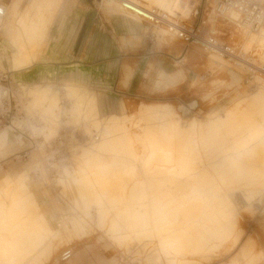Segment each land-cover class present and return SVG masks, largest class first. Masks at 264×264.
Here are the masks:
<instances>
[{"label":"rangeland","instance_id":"rangeland-1","mask_svg":"<svg viewBox=\"0 0 264 264\" xmlns=\"http://www.w3.org/2000/svg\"><path fill=\"white\" fill-rule=\"evenodd\" d=\"M53 1H14L8 21L19 33L41 17L49 24L18 48L0 35L16 128H0V264H70L67 250L86 252L88 264H264V31L236 39L234 63L219 53L222 65L172 23L171 34L118 5ZM135 1L204 40L231 45L238 28L217 16L219 0ZM131 54L117 88L98 79L99 62L108 76ZM67 63L76 77L61 67L58 78L21 79ZM137 70L139 91L124 95Z\"/></svg>","mask_w":264,"mask_h":264},{"label":"bare ground","instance_id":"bare-ground-1","mask_svg":"<svg viewBox=\"0 0 264 264\" xmlns=\"http://www.w3.org/2000/svg\"><path fill=\"white\" fill-rule=\"evenodd\" d=\"M14 1H16V0H13L12 2H11V4L10 5H8L7 7H6V12H7V16H6V19H5V21H4V23H3V25H2V27H1V30H0V35L3 33V29H4V31H5V29H6V31H7V33L9 34V36L11 37L10 38V41H11V43L12 44H14L17 48L20 46V44L18 43V42H22V39L24 38V36L26 37V40L27 39H29V36H36V35H39L40 33H39V30H41V29H43L44 27H47V25L49 24L48 22H46V20L45 19H47V18H43V17H41V18H39V19H37V20H33L32 22V24H30V23H28V24H30V25H26V23L25 24H23L22 26H20V28H22L21 30H22V33H19L18 32V30L14 27V25H13V22H12V20H11V22L9 23V21H10V18H9V15L11 14V6H12V3L14 2ZM33 2V1H32ZM53 2H55V1H53V0H40V5H41V7H43V9H45V8H50V6H51V4L53 3ZM105 2H107V5H108V7H109V9H112L114 12H117V5L121 8V9H124V11H127V14L128 13H130V14H132V15H134L135 16V19H133V18H131L130 17V19H132L133 21H135V22H137V21H139L138 20V18H140L141 19V21L143 20V19H145V21H147L148 23H150V24H155V23H158V24H160L161 25V27L163 28H167L168 30H169V32L172 34V33H174V30L172 29V28H170L169 26H168V24H170V22L169 21H166V20H164V19H168V17L167 16H165L164 14H163V12L161 11V9H154V10H150V9H148L147 7H144L143 6V4H140V3H138V2H136L135 0H126V2H124V3H122V2H118V1H116V0H103V2L101 3V4H103V3H105ZM36 3H39V2H36ZM59 3V2H58ZM17 4V3H16ZM34 4H35V2H34ZM57 4V3H56ZM172 4V3H171ZM53 5V4H52ZM17 6V5H16ZM14 7L13 8V12L15 13H17V8L18 7ZM35 7H36V5H35ZM39 7V6H38ZM26 8H28V7H26ZM29 9V8H28ZM53 10V9H52ZM37 11V10H36ZM27 12V11H26ZM28 12H29V10H28ZM32 12H33V10H32ZM159 12V13H158ZM30 13V12H29ZM28 13V14H29ZM36 13V12H35ZM39 13V12H38ZM45 13V12H44ZM25 14H27V13H25ZM37 14V13H36ZM43 14V13H42ZM117 14V13H116ZM35 15V14H34ZM41 15V14H40ZM49 15V14H48ZM26 16V15H25ZM36 16V15H35ZM35 16H33V17H35ZM39 16V15H38ZM37 16V17H38ZM44 16V15H43ZM121 16V15H120ZM123 16V15H122ZM131 16V15H130ZM217 16H219V17H227V21L228 22H230L231 24H232V26L233 27H238L239 29H242V30H244V32H242V33H238L237 32V30H238V28H237V30L236 31H234L233 30V34H232V32H231V34H232V41H230L231 42V45H230V43L229 44H226L228 47H230L231 49H234L235 51H237V49H239V48H237V49H235V47L237 46L236 45V39L238 40V42H241V41H243V40H247V39H245L244 37H245V35L244 34H246L247 35V33L248 32H252V33H254V34H258V35H260L261 34V32L262 31H264L263 29L264 28H261L259 31H257V32H254V31H251V29H249L248 27H246V26H244V25H242L241 23V21H240V17H239V14L236 12V11H229L225 16H221V15H217ZM8 19H9V21H8ZM22 20H23V18H22ZM21 20V21H22ZM48 20V19H47ZM20 22V21H19ZM21 23H24V22H21ZM21 23H20V25H21ZM140 23V22H139ZM162 25H164V26H162ZM241 30V31H242ZM167 31V30H166ZM19 33V34H16V33ZM168 32V31H167ZM6 33V34H7ZM177 33H178V30H177ZM5 34V35H6ZM231 36V35H230ZM247 37V36H246ZM200 39H201V41H198V43H199V45L201 44L203 47H205V48H203V49H205L206 51H210L209 53H211V56L213 57V58H216V59H218L220 62L222 61L220 58H219V56H217V55H221V54H223V55H225L226 53L225 52H223L222 50H221V48H219V49H215V48H212L211 46H209V45H207V41L206 40H204V39H202L201 37H200ZM229 39H230V37H229ZM248 39H249V37H248ZM0 40H1V37H0ZM13 45V46H14ZM241 47V46H240ZM241 49V48H240ZM219 53H221V54H219ZM222 56V55H221ZM226 56V58L227 57H230V58H227L228 60H229V62L230 61H234L233 60V58L235 57L234 55H225ZM211 57V58H212ZM224 57V56H223ZM237 58V57H236ZM237 60V59H236ZM223 61H225V60H223ZM222 61V62H223ZM227 61V60H226ZM221 62V64L223 65V63ZM234 63V62H233ZM237 63V62H236ZM224 64H226V63H224ZM227 65V64H226ZM234 65V64H233ZM242 65H245V64H242ZM248 65V64H247ZM246 66V65H245ZM242 68V67H241ZM247 68V67H246ZM243 70H246L245 69V67L244 68H242ZM249 69V68H248ZM213 82V81H212ZM262 91H264V85H263V88L261 89V93H262ZM258 93H259V90H258ZM264 93V92H263ZM252 96V95H251ZM259 96V95H258ZM261 96V95H260ZM264 96V95H263ZM247 100V99H246ZM244 107V106H243ZM264 110V109H263ZM242 112V111H241ZM254 112V111H253ZM259 112H261V110L259 111ZM258 115H259V113H258ZM260 115H261V113H260ZM250 116V115H249ZM254 116V115H253ZM255 116H256V114H255ZM246 117V116H245ZM248 118V117H247ZM179 119V118H178ZM242 120V119H241ZM240 120V121H241ZM257 120V119H256ZM247 121H248V119H247ZM229 122V121H228ZM238 122V121H237ZM242 122V121H241ZM249 122V121H248ZM252 122V121H251ZM236 123V122H235ZM247 123V122H246ZM225 125V124H224ZM238 125H239V123H238ZM241 125H242V123H241ZM250 125V124H249ZM252 125V124H251ZM254 126V125H253ZM213 129V128H212ZM193 136V135H192ZM187 138V137H186ZM171 140V139H170ZM192 140H194V138L192 139ZM127 142V141H126ZM141 144V143H140ZM151 144V143H150ZM155 144V143H154ZM154 144H153V146H154ZM183 144V143H182ZM189 144V143H188ZM187 144V145H188ZM110 146V145H109ZM147 146H149V144L147 145ZM157 146V145H156ZM192 146V145H191ZM193 146H194V144H193ZM182 147V146H181ZM155 148V147H154ZM158 148V147H157ZM170 148V147H169ZM171 149V148H170ZM154 151V150H153ZM156 151V150H155ZM158 151V150H157ZM190 152V151H189ZM174 153V152H173ZM180 154V153H179ZM140 156V155H139ZM156 156V155H155ZM167 157L169 156V155H166ZM191 156V155H190ZM166 157V158H167ZM180 157V156H179ZM146 158V157H145ZM190 158V157H189ZM160 159V158H159ZM175 159V158H174ZM180 160V159H179ZM149 163V162H148ZM189 163H190V161H189ZM181 165V164H180ZM191 165V164H190ZM187 166V165H186ZM192 167V166H191ZM188 168V167H187ZM189 169V168H188ZM193 169V168H192ZM191 169V170H192ZM188 170H186V172H187ZM195 171V170H194ZM188 172H191V171H188ZM192 172H193V170H192ZM197 173V172H196ZM187 175V174H186ZM117 176V175H116ZM196 176V175H195ZM198 176V175H197ZM191 177H193V176H191ZM199 177V176H198ZM209 183V182H208ZM193 191V190H192ZM213 191V190H212ZM165 192V191H164ZM197 193V192H196ZM206 194V193H205ZM203 196V195H202ZM205 197V196H204ZM209 198V197H208ZM195 199V198H194ZM207 199V198H206ZM194 202V201H193ZM26 203V202H25ZM210 203V202H209ZM202 207V206H201ZM205 207H207V206H205ZM25 209H27V208H25ZM190 209V208H189ZM199 210V209H198ZM25 212V211H24ZM23 212V213H24ZM27 212V211H26ZM190 214V213H189ZM26 215V214H25ZM24 215V216H25ZM29 214H27V216H28ZM0 218H1V216H0ZM30 219V218H29ZM188 221V220H187ZM186 221V222H187ZM22 222V221H21ZM41 222V221H40ZM33 223V222H32ZM42 223V222H41ZM40 223V224H41ZM27 224V223H26ZM25 224V222H24V225H26ZM34 224V223H33ZM38 224V223H37ZM185 224V223H184ZM21 225V224H20ZM36 225V224H35ZM41 225H43V224H41ZM30 226V225H29ZM132 226V225H131ZM35 227H37V226H35ZM45 227V226H44ZM130 227V226H129ZM27 228H28V225H27ZM159 228V227H158ZM23 229V228H22ZM36 229V228H35ZM42 229V228H41ZM160 230V229H159ZM36 231H37V229H36ZM15 233H19V231H17V232H15ZM45 233V232H44ZM160 233V232H159ZM8 237V236H7ZM6 239V238H5ZM13 240H14V238H13ZM165 240V239H164ZM175 240V239H174ZM12 241V240H11ZM15 241V240H14ZM18 241V240H17ZM9 242V241H8ZM13 242V241H12ZM10 243V242H9ZM19 243V242H18ZM17 243V244H18ZM164 245V244H163ZM17 247V246H16ZM21 248H24L25 246L24 245H22V246H20ZM20 247H18L19 249H20ZM245 247V246H244ZM5 248H6V246H5ZM7 248H9V247H7ZM44 248V247H43ZM5 251H7L6 249H4ZM3 250V253L5 252ZM11 250V249H10ZM44 250V249H43ZM46 250V249H45ZM9 251V250H8ZM7 251V252H8ZM10 252V251H9ZM24 252V251H23ZM2 253V254H3ZM19 253V251L17 252V254ZM45 253V252H44ZM244 253V252H243ZM248 253V252H247ZM9 254V253H8ZM36 254V253H35ZM42 254V253H41ZM6 255V257H7V254H5ZM31 255L33 256V254L31 253ZM4 256V255H3ZM9 257H15L16 256V253L14 254V253H12V254H9L8 255ZM18 256V255H17ZM20 256H23V255H20ZM39 256V255H38ZM26 257V256H25ZM31 257V256H30ZM16 258V257H15ZM15 258H13L14 259V261H16V259ZM19 258V257H18ZM27 258H28V255H27ZM33 258V257H32ZM22 259H24V258H22ZM31 259V258H30ZM19 261H21V260H19ZM18 261V262H19Z\"/></svg>","mask_w":264,"mask_h":264},{"label":"built area","instance_id":"built-area-1","mask_svg":"<svg viewBox=\"0 0 264 264\" xmlns=\"http://www.w3.org/2000/svg\"><path fill=\"white\" fill-rule=\"evenodd\" d=\"M13 0H0V30L6 19L7 12L6 7L9 5L6 2H12ZM100 1L103 0H95ZM118 2H126V0H116ZM229 11H236L239 14L241 24L251 29V31L257 32L264 25V9L257 5L256 3L250 0H219L215 6V13L217 15L225 16ZM159 13V12H158ZM173 19L172 22H170ZM164 19L174 24L178 28L177 36L182 41H192L193 43H198L201 41L198 31L186 23L179 25V21L175 18ZM171 25V24H170ZM207 45L215 48L216 50L221 48L225 55H234L237 56L238 53L218 40V37L215 34H211L209 38L206 39ZM12 75L9 73L0 72V104L3 105V108L0 109V128L8 127L6 124H10L13 110L12 105L15 102L11 96V82ZM15 105V104H14ZM10 120V121H9ZM5 122V124H4ZM4 125V126H3ZM3 126V127H2ZM13 128V122L9 125V128ZM16 128H13V130ZM21 137V136H20ZM72 250H67L62 254V260L68 261L72 258Z\"/></svg>","mask_w":264,"mask_h":264},{"label":"crops","instance_id":"crops-1","mask_svg":"<svg viewBox=\"0 0 264 264\" xmlns=\"http://www.w3.org/2000/svg\"><path fill=\"white\" fill-rule=\"evenodd\" d=\"M181 43V46L184 48L183 49V54L185 53V55L188 54V50H187V47L186 45H184L182 42ZM181 54L180 57L183 55ZM118 57V56H117ZM156 57V56H155ZM185 57V56H183ZM137 59V57H135L134 55H129L128 57H124V58H121V60H117V72H111L108 74L107 76V63L105 62H99L98 63V68H97V77L98 79H102V80H105L106 77L110 78L111 77V81L113 83V88H117L120 84V80H121V77L122 75L120 74V64L123 62V61H127V63L131 64L134 62V60ZM72 63V62H71ZM70 64V63H69ZM67 63V65L65 66H55V69H52L51 68H47V67H35L33 68L32 70L26 72L25 74H23L21 76V79H24V80H29L31 81L32 79H40L42 76H46L47 74V71L50 73L51 75V78H58L59 76L61 77L62 73L64 72L63 70H60L61 67H63L64 69H68L67 71H65L66 75H67V78H70L71 76H74L76 77L74 74H77L78 73V70L80 71L79 67H74V65H69ZM57 65V64H56ZM71 69V70H70ZM81 70H85L84 68H82ZM83 72V71H82ZM84 74V73H82ZM138 74V70H137V73H135V75H133L130 80L126 83V89H127V92L124 93V95H136V93L139 91L141 85H142V81H140V79L137 78V75ZM74 79V78H73ZM75 80V79H74ZM111 83V84H112ZM105 248H108L107 246H105ZM73 260H71L70 264H88V261H90L88 255L83 252H80L79 254H77L74 258L72 257ZM108 264H112V263H108Z\"/></svg>","mask_w":264,"mask_h":264},{"label":"clouds","instance_id":"clouds-1","mask_svg":"<svg viewBox=\"0 0 264 264\" xmlns=\"http://www.w3.org/2000/svg\"><path fill=\"white\" fill-rule=\"evenodd\" d=\"M148 212H149L150 218L153 221L158 222V221L163 219L162 209H160V208H152V209H149Z\"/></svg>","mask_w":264,"mask_h":264}]
</instances>
